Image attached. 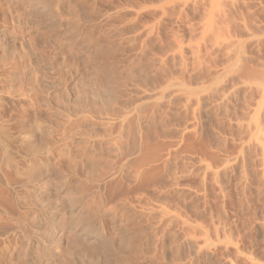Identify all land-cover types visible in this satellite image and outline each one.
Returning a JSON list of instances; mask_svg holds the SVG:
<instances>
[{
	"label": "rangeland",
	"instance_id": "obj_1",
	"mask_svg": "<svg viewBox=\"0 0 264 264\" xmlns=\"http://www.w3.org/2000/svg\"><path fill=\"white\" fill-rule=\"evenodd\" d=\"M0 219V264H264V0H0Z\"/></svg>",
	"mask_w": 264,
	"mask_h": 264
},
{
	"label": "bare ground",
	"instance_id": "obj_2",
	"mask_svg": "<svg viewBox=\"0 0 264 264\" xmlns=\"http://www.w3.org/2000/svg\"><path fill=\"white\" fill-rule=\"evenodd\" d=\"M43 13V12H42ZM2 130V129H1ZM7 134V133H6ZM5 135V134H4ZM263 136V135H262ZM263 140V139H262ZM6 142V141H5ZM7 143V142H6ZM8 146V145H7ZM5 147V146H4ZM8 148V147H7ZM5 150V149H4ZM7 152V151H6ZM8 153V152H7ZM10 153V152H9ZM10 156V155H9ZM7 157V156H6ZM8 158V157H7ZM8 160V159H7ZM6 161V160H5ZM6 163V162H5ZM8 163V162H7ZM23 200H24V198H23ZM72 206H73V204H72ZM76 208V207H75ZM66 209V208H65ZM51 210V209H50ZM25 211V210H24ZM29 212V211H28ZM26 215V214H25ZM48 216V215H47ZM7 219V218H6ZM2 219H0V221H1ZM73 223V222H72ZM9 224V223H8ZM61 225V224H60ZM74 225V224H73ZM72 225V226H73ZM1 226V225H0ZM62 226V225H61ZM78 226V225H77ZM41 231V230H40ZM55 232H58V229H56V228H53L51 231H49L48 233L49 234H52V233H55ZM41 234V233H40ZM82 234L83 235H85V236H87V237H90V235H88V234H85L84 233V231L82 232ZM100 235V234H99ZM42 238V237H41ZM84 240V239H83ZM47 241V240H46ZM48 242H50V241H48Z\"/></svg>",
	"mask_w": 264,
	"mask_h": 264
}]
</instances>
